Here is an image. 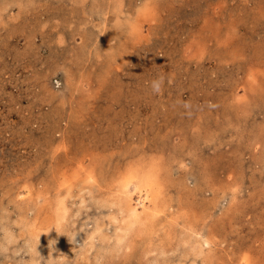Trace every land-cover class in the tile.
<instances>
[{
  "label": "rangeland",
  "instance_id": "obj_1",
  "mask_svg": "<svg viewBox=\"0 0 264 264\" xmlns=\"http://www.w3.org/2000/svg\"><path fill=\"white\" fill-rule=\"evenodd\" d=\"M209 263L264 264V0H0V264Z\"/></svg>",
  "mask_w": 264,
  "mask_h": 264
},
{
  "label": "bare ground",
  "instance_id": "obj_2",
  "mask_svg": "<svg viewBox=\"0 0 264 264\" xmlns=\"http://www.w3.org/2000/svg\"><path fill=\"white\" fill-rule=\"evenodd\" d=\"M88 178L91 179L90 177H88ZM123 183H124L123 184V190H122L123 192L121 193V195L118 196V199L116 202L117 206L120 207V212H122V219H120V221L122 223L120 222V224H119L118 218H113L114 221L117 223L116 230L118 232L115 231V233L117 232L119 234L121 231L126 232L127 230H130L133 223L140 221V218L142 217V212L143 213H149L150 210L153 211L156 209L155 208L156 207V203H155V201H156L155 182L152 180V178L150 176L145 177V176H138L137 174H134V175L130 176L128 179H126ZM134 191H137L141 194V196L139 197L138 202L135 206H133L131 204V201H132L131 192H134ZM146 203H150V206L147 205ZM139 205L141 206V211H139V207H137ZM57 218L58 217H55L54 221L56 220V222H57L58 221ZM143 223H145V222H143ZM34 230H35V228H34ZM95 232H97V230H95ZM101 232H102V230H101ZM120 236H123V235H120ZM124 236H125V234H124ZM117 237H119V236L117 235ZM92 239H94V238H92ZM104 239H105V236H104ZM91 241L92 240H90V242ZM116 241H118V240H116ZM206 243H208V241H206Z\"/></svg>",
  "mask_w": 264,
  "mask_h": 264
},
{
  "label": "clouds",
  "instance_id": "obj_3",
  "mask_svg": "<svg viewBox=\"0 0 264 264\" xmlns=\"http://www.w3.org/2000/svg\"><path fill=\"white\" fill-rule=\"evenodd\" d=\"M153 86H154V88H155V90H159V85L156 83V82H153Z\"/></svg>",
  "mask_w": 264,
  "mask_h": 264
}]
</instances>
